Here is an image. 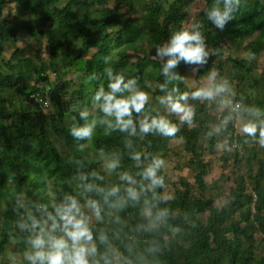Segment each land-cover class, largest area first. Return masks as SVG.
<instances>
[{"label":"trees","instance_id":"16d2710c","mask_svg":"<svg viewBox=\"0 0 264 264\" xmlns=\"http://www.w3.org/2000/svg\"><path fill=\"white\" fill-rule=\"evenodd\" d=\"M195 2L170 0L164 8L160 0H67L64 4L61 0H0V264H5L1 257L11 246L23 255L27 233L18 228L17 220L29 211L40 214L35 209L39 202L30 199L31 191L42 196L48 182L58 198L65 192L79 195L81 173L87 174L89 181L107 186L124 183L119 180L120 170L138 172L141 166L130 155L133 149L125 145L127 133H106L104 126L98 125L91 138L80 140L71 134L70 127L83 122L80 108L87 106L90 113L98 112L90 97L105 82L108 66L135 76L151 93L155 105H150L161 108L157 85L165 78L160 71L163 61L153 56L155 48L166 42L174 29L188 23ZM210 3L212 0H203L193 16L204 23L210 52L208 63L195 72L196 78L215 67L220 76L235 83V100L264 108V68L258 72L255 64L264 54V0H243L240 11L223 30L204 17L203 9ZM11 6L15 10L12 18L4 14ZM22 34L34 42L42 41L44 52L26 55L24 48L14 47L6 57L7 44L16 46ZM245 42L249 60L233 59L223 49L228 45L236 50ZM192 67L181 61L174 71L182 76ZM173 85L190 90L183 79L170 82L169 87ZM194 101V123L182 124L176 136L148 133L131 139L134 149L164 158L170 143L178 141L188 155L185 166L192 172L197 192L183 177L169 184L163 171L165 186L157 192L167 194L169 185L173 186L170 199H153L149 192L140 202L123 209L104 205L103 219L92 224L94 232H107L123 264H264V144L260 146L259 138L238 134L235 120L209 137L208 130L228 109L221 111L218 119H210L212 103ZM74 104L76 110L72 109ZM168 116L178 122L174 115ZM225 137L233 153L224 149L222 161L231 154L235 172L242 166L246 176L232 172L220 177L231 185L219 205L215 204L219 195L212 193L218 181L209 186L205 181L210 162L204 160L203 153L209 150L214 154ZM101 151L120 156L119 169L109 177L102 169ZM93 171L104 179L92 176ZM26 189L30 192L24 200ZM18 199L27 207H21ZM145 199L151 201L153 212L169 210L166 221L158 227L153 228L144 215L148 206ZM3 200L6 203L1 207ZM175 226L180 230L174 231ZM99 247L103 252L106 245Z\"/></svg>","mask_w":264,"mask_h":264},{"label":"clouds","instance_id":"9594fccd","mask_svg":"<svg viewBox=\"0 0 264 264\" xmlns=\"http://www.w3.org/2000/svg\"><path fill=\"white\" fill-rule=\"evenodd\" d=\"M242 4L243 0H212L203 9L204 17L217 29L223 30L235 18ZM155 55L163 60L160 71L165 79L158 83L161 94L156 97L163 111L150 105L151 93L138 83L135 76H128L108 66L104 69L105 82L90 97L98 112L90 113L87 106L80 108L79 117L83 122L73 123L70 127L71 134L80 140L91 138L98 125H103L106 133L115 130L127 133L125 145L133 149L130 155L141 166L138 172L134 174L127 169L120 170L119 180L124 183L107 186L89 181L88 175L81 173L79 179L83 183L79 185L82 189L79 195L65 192L58 198L57 192L49 188L47 202L35 204L40 214L29 211L17 220L18 228L27 233L23 249L26 264H123L121 253L111 243L107 232H94L91 220L93 217L98 221L103 219L104 205L116 210L123 209L129 203L140 202L149 192L153 199L171 198L169 194L157 192L158 188L165 186V158L161 155L148 156L134 149L131 137L148 133L176 136L182 124L194 123L196 107L189 103V98L219 101L228 109L227 115L208 130L209 137L221 133L230 120H235L240 122V131L246 134V138H259L264 143V108L235 100L236 93L230 80L220 76L217 68H210L202 82L190 90H181L175 85L169 87L170 82L183 79L174 71L181 61L192 65L194 72L208 63L210 52L202 20L193 17L188 23L174 29L166 42L156 46ZM92 76L94 78L96 73ZM72 109L76 110L77 105H72ZM166 113H175L178 122L170 119ZM218 146L225 150L232 147L227 137ZM101 156L106 170L119 169L121 161L118 153L105 154L101 151ZM91 175L99 180L104 179L95 171ZM89 193L95 195H87ZM17 203L27 207L19 199ZM145 203L148 206L144 215L149 218L153 228L166 221L169 215L167 208L153 212L151 201L145 199ZM179 230V226L174 227V231ZM98 241L106 245L103 252ZM10 259L11 264H17L15 257Z\"/></svg>","mask_w":264,"mask_h":264},{"label":"rangeland","instance_id":"374dc122","mask_svg":"<svg viewBox=\"0 0 264 264\" xmlns=\"http://www.w3.org/2000/svg\"><path fill=\"white\" fill-rule=\"evenodd\" d=\"M67 0H61V4H64ZM116 0H113V3ZM161 4L163 5L164 8L168 7V2L170 0H160ZM203 0H196V2L194 3V5L191 6L190 8V16H189V20L188 22L191 20V18H193L194 14L197 12V10L202 6ZM13 6L7 8L4 12L5 16L7 17H13L15 15V10L12 9ZM253 37L248 38L247 39V43L249 41L252 40ZM41 43L38 42H34L31 38L27 37L25 34H22L20 36V42L18 44H16V46H13L11 44H7L6 46V51H5V56L8 57L11 53V51L14 49V47H19V48H24L25 50V54L26 55H34L38 52H44V46H43V42L39 41ZM242 44L239 48H237L236 50H233L232 48H230V46L225 45L224 46V51L227 54H230L231 57L233 59L236 60H249V52L245 49V45L247 43ZM44 54V53H43ZM227 54H224L225 57H227ZM154 58H157V56L154 53ZM161 60V59H160ZM163 61V60H162ZM256 64V69L258 72H261L264 68V54H261L259 56V58L255 61ZM183 77V81L185 83V85L189 88L191 87H195L198 86L203 78L202 77L200 79L196 78V73L194 71H192V68H190L188 71H186L185 73L182 74ZM52 78V77H51ZM78 83V82H77ZM233 88L235 86V83L232 82L231 83ZM71 88V87H70ZM90 89L86 87V93L89 94ZM150 102L154 103L152 97L150 99ZM205 102H209V101H205ZM214 102H218L216 106L213 105V102L210 106V119H218L221 115V111L225 110L226 107L222 106L219 101H214ZM189 103L195 105V101L192 98H189ZM168 115H174L175 117H177V115L175 113H166ZM178 118V117H177ZM236 132L238 134L242 133L240 131V122L237 121L236 122V126H235ZM244 134V133H242ZM56 145L58 146V148H60L61 150H63L64 147H62V143L58 140L55 139ZM260 146L263 145L264 143L260 142L259 143ZM223 148L221 147H217L215 149L214 154H212L209 150H205L203 153V157L205 161H209L210 162V171H209V175L205 178L206 184L209 186L210 184H212V182H216L218 181L216 188L213 189V196L216 197L217 195H219L217 202H215V204H223V199L225 198L224 195V191L225 189H228V186L231 185V182H226V180L224 181H220V177L222 175H229L232 174V172H235L234 168L232 167V158H231V154L233 153V149H231V154L227 156V160L226 161H222L221 159V154L223 152ZM90 156H92V153L89 151ZM188 159V155L183 151L181 144L178 141H173L172 143H170V152L167 154V157L165 158L166 160V167L165 169H163V171L167 174V178H168V183L169 184H176L177 180L181 177L185 178L189 184L190 187L192 188V190L194 192H197V188L196 185L194 183L193 180V176H192V172L185 166L186 160ZM102 169L104 174L107 175V177L110 176L111 172H109L108 170L105 169L104 167V161L102 163ZM236 175L238 174V176L240 177H245V171L244 168L242 166H240L239 171L235 172ZM10 185V184H9ZM52 188V184L51 183H46L45 184V190H44V194L42 196L37 195L36 191H31V195L30 199H33L35 202H47L48 200V189ZM168 191L167 194H171L173 192V186L168 187ZM28 192H30L29 189H26L24 191V193L22 194L23 199L25 200V197H27ZM28 202L29 200L26 199ZM1 202H5L4 200ZM1 207H3V204L1 205ZM97 222V220L93 217L91 220L92 224H95ZM258 239H260V237H258ZM257 255H261V254H257ZM12 257H15L17 264H20L23 261V255L18 254V253H6L5 256H3V259L5 258V260H8L7 262L10 261L9 264H11V259Z\"/></svg>","mask_w":264,"mask_h":264},{"label":"crops","instance_id":"0c3cea01","mask_svg":"<svg viewBox=\"0 0 264 264\" xmlns=\"http://www.w3.org/2000/svg\"><path fill=\"white\" fill-rule=\"evenodd\" d=\"M217 103H218V102H215V103H214V106H216ZM5 203H6V202L2 203L3 206L5 205ZM6 253H10V254H12V253H16V252L14 251V246L9 247V248L7 249V251H6ZM6 253H5V254H6ZM5 254H4L3 256H5ZM3 256L1 257V260L3 261V263H5V264H9L10 261L7 262L8 260H5V258L3 259ZM20 264H21V263H20ZM22 264H23V263H22Z\"/></svg>","mask_w":264,"mask_h":264},{"label":"built area","instance_id":"2783aa9c","mask_svg":"<svg viewBox=\"0 0 264 264\" xmlns=\"http://www.w3.org/2000/svg\"><path fill=\"white\" fill-rule=\"evenodd\" d=\"M47 106H48V105H47ZM47 106H46V107H47Z\"/></svg>","mask_w":264,"mask_h":264}]
</instances>
